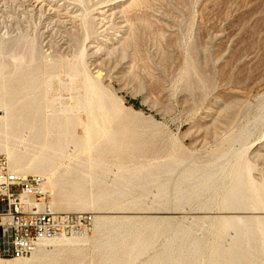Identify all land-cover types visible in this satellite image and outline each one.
I'll return each mask as SVG.
<instances>
[{
    "label": "rangeland",
    "instance_id": "rangeland-1",
    "mask_svg": "<svg viewBox=\"0 0 264 264\" xmlns=\"http://www.w3.org/2000/svg\"><path fill=\"white\" fill-rule=\"evenodd\" d=\"M0 62L16 71L11 81L32 85L45 115L70 122L51 177L63 183L60 193L47 172L14 168L0 152L18 176L44 178L51 211L93 219L63 236L87 243L47 248L40 264H147L178 225L190 232L186 251L200 249L181 263L153 264H203L214 216L264 223V0H0ZM95 70L112 94L110 111L97 110L86 88ZM36 134L21 124L8 143L29 162ZM223 168L208 207L206 196L181 199L204 172ZM238 168L246 206L223 209L221 191ZM100 195L110 197L96 202ZM109 217L114 226L104 224ZM256 249L254 264H264V234Z\"/></svg>",
    "mask_w": 264,
    "mask_h": 264
},
{
    "label": "bare ground",
    "instance_id": "bare-ground-1",
    "mask_svg": "<svg viewBox=\"0 0 264 264\" xmlns=\"http://www.w3.org/2000/svg\"><path fill=\"white\" fill-rule=\"evenodd\" d=\"M105 12L106 10H102L100 14L104 15ZM15 69H18V67H15ZM15 72L9 71L7 65L3 62H0V110H3V115H0V149L5 151V153L9 156L10 163L14 168H21L23 170L26 168H32L38 173L47 172L49 175L48 179L51 181V177L54 174V169L57 166V160L63 151L62 149L64 146H66L70 122L68 120L61 121L58 114H52L49 117L47 114L45 115L43 112L44 107L41 104L40 99L37 96H34L35 90L32 89V85L24 82L20 83L16 80L11 81L12 76L15 75ZM93 75L97 82L93 83L92 80L88 78L86 81V88L88 91H91L93 95V103H97V110L103 111L107 109L110 111L112 108V106H110V97H112V94L103 88V86L98 81L101 78V72L95 70ZM263 117L264 113L261 117V120H263ZM21 124L24 126L32 125V130H38V134H36L33 144L36 150L33 153L34 156L29 162H27L26 156L17 153L15 146H10L8 143V131L17 130ZM97 133L100 134V132ZM250 134L251 130L247 128V130L240 134V140H244ZM261 152L262 148L259 147L254 151L253 154L257 155ZM237 167L238 166H236V168ZM10 169L12 171L11 166ZM224 170L225 169L223 168L221 170L219 169L218 172H213L212 170L204 172L201 176V181L198 186L185 190L181 199L186 202H190L192 200L197 201L202 196H206L205 201L201 203L203 207H206L212 196L209 193L217 190V188H214V182H216L217 178H219L224 173ZM51 183L53 184L56 194L58 195L61 191V185L63 183L61 184L59 181H51ZM71 185L74 188V191L78 192V184L72 183ZM224 186L226 187V185ZM221 188L222 186H220L218 190ZM223 190L221 191L220 195V206L223 209H231L234 211L235 209H241L246 206L245 203L248 198V193L247 189L245 188L244 172L240 168L233 170L228 187L226 189L224 188ZM122 192V189L115 190V194L121 195ZM109 197L110 196L108 195H100L96 197V202L107 201ZM48 207L50 208V204ZM233 213L228 215H218L217 217L214 216V228L213 230L211 229L212 240L210 244L206 246L207 257L205 254L204 258L206 257V259L203 264H254L255 259L259 256V254L262 253L260 250L254 249L258 246V238L264 234V227L260 226H264V223L262 224L260 221H255V217L252 216L236 215ZM114 218L109 217L105 219L104 224H106V226H114L116 223ZM104 224L96 222V229L102 228ZM127 225L129 224H123V226ZM144 225L147 224H142L141 227H144ZM126 230L128 231V229ZM173 230V236L168 241L167 250H164L159 255V259H156L158 257H155L147 264H153L157 260L161 262L165 259L168 261L175 259L177 262L181 263L183 260L191 258L196 253V251L200 249L199 245L195 243L193 251L188 253L185 249V241H187L186 238L190 233L189 230L183 225H178V227L176 226V229ZM228 231H232L233 235L230 241L225 243L224 238ZM63 236H58L59 238L54 237L41 240L32 253L28 256H31L29 260H21L26 259L27 257L0 259V264H40L41 257L45 254L47 248L51 247L63 250L67 248H73L77 244H84L89 241L87 237ZM109 239L110 237H107L105 241L106 244H108Z\"/></svg>",
    "mask_w": 264,
    "mask_h": 264
},
{
    "label": "built area",
    "instance_id": "built-area-1",
    "mask_svg": "<svg viewBox=\"0 0 264 264\" xmlns=\"http://www.w3.org/2000/svg\"><path fill=\"white\" fill-rule=\"evenodd\" d=\"M48 198L42 177L16 175L0 152V259L26 258L41 240L92 224L86 214L54 213Z\"/></svg>",
    "mask_w": 264,
    "mask_h": 264
},
{
    "label": "trees",
    "instance_id": "trees-1",
    "mask_svg": "<svg viewBox=\"0 0 264 264\" xmlns=\"http://www.w3.org/2000/svg\"><path fill=\"white\" fill-rule=\"evenodd\" d=\"M130 105H133L136 109H140V105L137 102H130Z\"/></svg>",
    "mask_w": 264,
    "mask_h": 264
}]
</instances>
